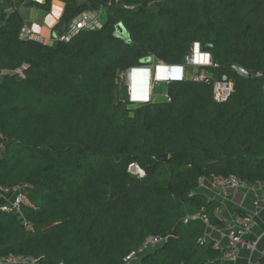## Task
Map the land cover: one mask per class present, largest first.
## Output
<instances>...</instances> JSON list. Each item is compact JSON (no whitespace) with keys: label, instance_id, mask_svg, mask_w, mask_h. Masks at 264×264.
Returning <instances> with one entry per match:
<instances>
[{"label":"trees","instance_id":"1","mask_svg":"<svg viewBox=\"0 0 264 264\" xmlns=\"http://www.w3.org/2000/svg\"><path fill=\"white\" fill-rule=\"evenodd\" d=\"M62 1L57 26L111 0ZM115 1L100 28L52 45L21 36L20 10L51 0L0 1V187L23 195L19 213L0 208V258L214 264L225 250L205 234L225 222L200 179L234 176L264 194V0ZM193 43L217 64L211 79L232 81L226 100L189 78L167 82L165 101L128 100L123 72L146 56L179 65ZM150 237L161 242L124 260Z\"/></svg>","mask_w":264,"mask_h":264},{"label":"crops","instance_id":"2","mask_svg":"<svg viewBox=\"0 0 264 264\" xmlns=\"http://www.w3.org/2000/svg\"><path fill=\"white\" fill-rule=\"evenodd\" d=\"M4 1V0H0ZM64 3L62 0H51L48 10H43L35 6H23L20 8L23 15L22 29L29 30L34 38L49 45L57 41V35L62 29V23L54 18L62 13ZM99 12V11H98ZM163 63L152 61L145 68H135L131 72L130 85L126 86V95L130 102L140 103L145 101H165L167 100L166 83L164 81H152L153 76H163ZM185 75L189 78L195 69L184 68ZM3 139L0 136V141ZM197 191L209 199L219 202L216 209L217 215L224 220L225 225L236 224V221L246 217L251 221V229L248 238L256 242L254 251L242 249L235 258L227 255V240L223 234L222 227H210L207 229L205 238L213 240L215 246L224 249L225 252L218 256L214 264H253L259 259L260 251L264 250V207L256 208L254 201H259L263 196L261 186L256 183L253 186L240 183L239 185L222 186L216 178L200 179ZM4 196L5 198L1 197ZM6 195L0 193V203L6 200ZM224 225V226H225Z\"/></svg>","mask_w":264,"mask_h":264},{"label":"built area","instance_id":"3","mask_svg":"<svg viewBox=\"0 0 264 264\" xmlns=\"http://www.w3.org/2000/svg\"><path fill=\"white\" fill-rule=\"evenodd\" d=\"M102 26V22L99 20L98 11H89L85 10L75 16L67 26H63L60 32L57 35L58 40H68L72 35H74L80 29L93 30L96 28H100ZM21 36L29 39H36L32 36L29 30L22 29ZM37 40V39H36ZM192 67L195 69V72L189 77V79L195 81H212V90L214 99L216 101H224L230 95L233 90V83L231 80H217L211 79V75L206 71L208 67H217V64L212 60V57L209 52L204 51L198 43H193L191 46V50L184 56V59L179 65L172 64H164L163 65V76L157 77L153 76L152 81H164L165 83L171 80H179L186 79L184 68ZM148 70V69H146ZM131 71L132 69H128L123 72L121 75L125 77V82L127 85H130L131 82ZM23 77V74H19ZM2 141H0V151L2 149ZM127 171L139 178L144 177L145 172L142 168H140L136 163L131 162L127 166ZM217 182L222 185H239L240 182L234 176H229L226 178H216ZM254 185V184H248ZM0 193L3 195H7L5 201L0 203V208L4 211H12L19 213L20 212V203L23 200L21 187H12L10 189L0 187ZM255 207L261 208L264 207V194L259 201H254ZM251 221L242 217L236 221V224H227L222 227L223 234L227 240V255L230 258H235L239 251L242 249L248 250L252 252L255 250L256 242L251 241L248 238V233L251 229ZM161 242L159 237H150L147 238L141 247L127 254L124 258L125 261H130L139 254L143 253L145 250L158 245ZM264 258V250L260 251L259 259L254 260L253 264H260V259ZM32 259L24 258L20 255H10L7 257L0 258V264H27Z\"/></svg>","mask_w":264,"mask_h":264},{"label":"water","instance_id":"4","mask_svg":"<svg viewBox=\"0 0 264 264\" xmlns=\"http://www.w3.org/2000/svg\"><path fill=\"white\" fill-rule=\"evenodd\" d=\"M34 2L37 3H45V0H32ZM76 1V6L80 7L82 6L86 1L85 0H75ZM114 35L125 40V41H129V35L126 31V29L124 28L122 23H117L114 26ZM152 61V57L151 56H146L140 59V63H142L143 65L138 67V68H147V64H149ZM147 66V67H146ZM232 71H234L236 74H238L239 76H241L242 78L245 79H249L251 77V73L249 71L244 70L243 68L233 65L231 66ZM160 159H166L167 158V154H161L159 156Z\"/></svg>","mask_w":264,"mask_h":264},{"label":"rangeland","instance_id":"5","mask_svg":"<svg viewBox=\"0 0 264 264\" xmlns=\"http://www.w3.org/2000/svg\"><path fill=\"white\" fill-rule=\"evenodd\" d=\"M161 3H162L161 0L157 1V2H153L152 4H150V8H152L153 10H156L161 5ZM116 6H117L116 1L111 0L106 7L99 9L98 10L99 11L98 12L99 20L101 22H103L106 19V17L109 15V12L113 11L116 8ZM59 17H60V14H58L54 18V20H58ZM121 76H122L121 77L122 78V84L125 85L126 84L125 77L123 75H121ZM1 197L5 198L4 196H1ZM6 197H8V196L6 195ZM27 264H35V263H34V260H31Z\"/></svg>","mask_w":264,"mask_h":264},{"label":"clouds","instance_id":"6","mask_svg":"<svg viewBox=\"0 0 264 264\" xmlns=\"http://www.w3.org/2000/svg\"><path fill=\"white\" fill-rule=\"evenodd\" d=\"M147 67V66H146ZM145 69H148V67L147 68H145ZM132 72V71H131Z\"/></svg>","mask_w":264,"mask_h":264}]
</instances>
